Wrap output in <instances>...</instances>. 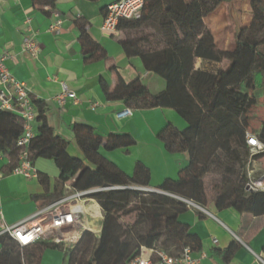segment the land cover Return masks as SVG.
<instances>
[{
    "label": "trees",
    "instance_id": "obj_1",
    "mask_svg": "<svg viewBox=\"0 0 264 264\" xmlns=\"http://www.w3.org/2000/svg\"><path fill=\"white\" fill-rule=\"evenodd\" d=\"M33 1L38 7L53 9L57 0ZM220 1L146 0L138 19L118 22L117 30L123 34L118 42L125 57L139 59L145 72L165 83V89L158 94L150 93L142 85L133 86L122 97L124 109H171L186 123L183 131L167 124L157 135L167 153L180 154L188 160L175 180L166 179L155 188L160 194L132 189L150 187V172L143 164L137 162L132 175L127 176L99 154L100 150L112 153L133 147L135 141L130 135L111 134L102 138L89 128H77L75 143L84 159L95 167L91 169L66 153L68 143L47 125L43 104L32 98L37 127L28 147L29 161L32 165L38 159L51 161L59 172L61 188L42 204L62 197L66 183L73 191L124 188L93 196L103 214L101 232L99 236L84 233L64 253V264H127L139 254L141 247L155 248L171 257L178 256L185 248L194 255L200 253L199 240L178 221L187 207L177 198L203 209L209 204L217 211L238 206L240 214L264 216V191L247 190L245 170L251 155L246 136L254 135L264 147V121L259 130L249 131V114L257 103L253 93L255 75L264 76V52L260 50L264 35L255 33L254 19L250 30L238 34L233 51L216 50L202 20ZM251 3L255 13V0ZM80 41L84 53L94 59L96 48L84 30ZM196 59L208 64L225 61L227 65L217 71L195 69ZM21 132V121L16 115L0 112V153L11 161L9 172L18 162L20 151L16 141ZM254 160L264 170V153L254 156ZM207 176L215 178L207 184ZM120 207L123 208L120 216L112 213ZM132 215L131 224L124 226L120 222L121 216ZM49 247L58 249L42 243L20 248L3 235L0 264H39L41 254ZM236 249L233 243L216 256L228 262Z\"/></svg>",
    "mask_w": 264,
    "mask_h": 264
},
{
    "label": "crops",
    "instance_id": "obj_2",
    "mask_svg": "<svg viewBox=\"0 0 264 264\" xmlns=\"http://www.w3.org/2000/svg\"><path fill=\"white\" fill-rule=\"evenodd\" d=\"M113 2L57 0L54 8L48 9L38 7L33 0H0V54L9 57V73L26 85L36 102L43 104L47 125L68 143L66 153L70 157L95 168L75 143L77 128H89L102 138L128 134L135 141L133 147L112 153L100 150L99 154L127 176L132 175L137 162L143 164L150 172L148 188L155 189L166 179L175 180L178 171L188 164L185 156L167 153L157 135L167 124L183 131L186 123L171 109L137 110L120 118L126 110L122 97L129 89L142 85L150 93L158 94L165 89V83L145 72L139 59L125 57L118 42L122 33L116 37L101 31L105 8ZM255 6L257 14L251 0H221L202 20L216 50L233 51L238 34L250 30L254 19L255 33L264 35V0H255ZM55 20L61 21L57 35L49 32ZM81 30L96 48L94 59L83 51ZM25 39L35 43L36 55L23 51ZM260 50L264 52V46ZM226 65L225 61L194 62L195 69L213 71ZM63 93L75 94L76 99L60 104L57 98ZM7 167L0 162V172L4 174L0 180V211L4 222L14 226L31 216L38 203L44 205L42 202L56 196L61 188L59 172L51 161L36 160L33 168L37 178L31 180L10 175ZM255 167L260 165L256 163ZM205 210L212 217L190 209L178 216V221L200 242L201 252L206 255L201 264H264V216L240 214L238 206L217 211L209 204ZM233 243L237 249L228 262L216 256ZM66 251L49 247L41 254L39 264H64Z\"/></svg>",
    "mask_w": 264,
    "mask_h": 264
},
{
    "label": "built area",
    "instance_id": "obj_3",
    "mask_svg": "<svg viewBox=\"0 0 264 264\" xmlns=\"http://www.w3.org/2000/svg\"><path fill=\"white\" fill-rule=\"evenodd\" d=\"M146 0H119L106 7L101 31L118 37L117 30L120 20L138 19ZM61 21L55 20L50 26L49 32L59 34ZM23 51L31 55L37 54V47L31 39L23 41ZM9 57L6 53L0 54V109L16 115L22 125V132L16 141L19 148L18 162L9 174L31 180L37 178V174L29 161L28 147L35 136L37 127L36 111L32 104V96L26 85L17 81L8 71L6 62ZM66 99L75 100L72 93H63L57 101L63 104ZM131 110H125L120 118L131 115ZM246 145L250 149L251 156L264 153V147L254 135L246 136ZM0 162L9 166L11 161L0 153ZM4 176L0 172V180ZM246 188L250 191L264 190V185L258 183L257 178L248 174ZM124 188H93L86 191H73L69 183L64 185L62 197L58 200L41 205L38 203L35 212L17 225L9 226L4 222L0 211V237L9 236L20 248H27L38 243L57 246L64 251L72 249L78 243L84 233L99 236L103 221L102 211L93 199L100 192ZM136 190L143 188L132 187ZM184 203L187 209L199 211L212 217L205 209L191 201L177 198ZM216 244V241H213ZM206 258L203 252L194 255L189 248L176 257L168 256L158 249L141 247L139 254L127 264H201Z\"/></svg>",
    "mask_w": 264,
    "mask_h": 264
},
{
    "label": "rangeland",
    "instance_id": "obj_4",
    "mask_svg": "<svg viewBox=\"0 0 264 264\" xmlns=\"http://www.w3.org/2000/svg\"><path fill=\"white\" fill-rule=\"evenodd\" d=\"M147 33V32H145ZM254 95L256 98V106L253 108V110L250 112L249 114V131L254 130H259L261 127L262 122L264 121V76L263 75H255V90H254ZM182 120V119H181ZM183 121V120H182ZM254 156L252 157L251 155L247 158L246 160V165H245V170H246V174L248 176L249 171L250 174L253 178H259L258 181L264 177V170L259 168H256V163H254ZM253 162V163H252ZM251 165H253V167L251 168ZM215 178L214 176H207V178L205 179V182L207 184H209L210 180ZM146 191H142L144 193H157L160 194V192L157 189H151V188H143ZM123 208H117L115 210L112 211L113 214H116L118 216L121 215ZM133 215L129 216V217H125V216H121L120 218V222L126 226L129 225L133 222ZM51 250V249H48ZM55 251V250H54ZM79 255H77L78 257Z\"/></svg>",
    "mask_w": 264,
    "mask_h": 264
},
{
    "label": "bare ground",
    "instance_id": "obj_5",
    "mask_svg": "<svg viewBox=\"0 0 264 264\" xmlns=\"http://www.w3.org/2000/svg\"><path fill=\"white\" fill-rule=\"evenodd\" d=\"M259 184L264 185V177L258 181Z\"/></svg>",
    "mask_w": 264,
    "mask_h": 264
},
{
    "label": "water",
    "instance_id": "obj_6",
    "mask_svg": "<svg viewBox=\"0 0 264 264\" xmlns=\"http://www.w3.org/2000/svg\"><path fill=\"white\" fill-rule=\"evenodd\" d=\"M248 190V189H247ZM143 191V190H142ZM144 191H146V190H144Z\"/></svg>",
    "mask_w": 264,
    "mask_h": 264
}]
</instances>
